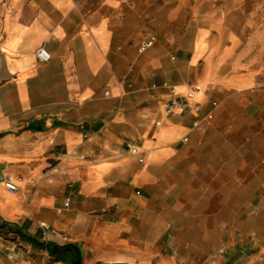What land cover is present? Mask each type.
I'll return each mask as SVG.
<instances>
[{
    "label": "crops",
    "instance_id": "obj_1",
    "mask_svg": "<svg viewBox=\"0 0 264 264\" xmlns=\"http://www.w3.org/2000/svg\"><path fill=\"white\" fill-rule=\"evenodd\" d=\"M0 5V264H71L77 250L83 264L211 259L260 232L264 13L254 4ZM196 86L185 110L168 112Z\"/></svg>",
    "mask_w": 264,
    "mask_h": 264
},
{
    "label": "rangeland",
    "instance_id": "obj_2",
    "mask_svg": "<svg viewBox=\"0 0 264 264\" xmlns=\"http://www.w3.org/2000/svg\"><path fill=\"white\" fill-rule=\"evenodd\" d=\"M247 1L254 4L260 10V14L264 13V0ZM259 225L260 232L258 234L250 235L249 238L235 240L228 247H224L220 251L215 252L211 259L187 257V252H185V258L181 259L174 258L172 252H162V256L159 255L156 257L157 259L155 258L149 264H264V216H261ZM161 243L164 246L167 245L168 239L166 237L163 238Z\"/></svg>",
    "mask_w": 264,
    "mask_h": 264
},
{
    "label": "built area",
    "instance_id": "obj_3",
    "mask_svg": "<svg viewBox=\"0 0 264 264\" xmlns=\"http://www.w3.org/2000/svg\"><path fill=\"white\" fill-rule=\"evenodd\" d=\"M1 10H2V6L0 5V13H1ZM155 40H156V37L154 35L144 39L141 43V46H140L141 50H146L147 48L151 47L155 43ZM37 54L41 60H49L51 58V54L43 47L37 51ZM201 91H202V87L196 86L194 88V90L190 91L187 95L173 99L168 106V112H174V109L176 107H179L181 110H185V108L188 105L189 98H192L194 96V93L201 92ZM157 124H161V121H158ZM195 125L199 126V123L196 122ZM185 140H187V138H185ZM129 148L132 151V153H134V154H140V152H141L138 145H136L133 142L129 143ZM143 160H144V158H141V161H143ZM7 185L12 190L17 189V184L13 181L11 176H9V181H8ZM69 201H70V199H68V203H69ZM42 228L44 231L45 238H48L49 233L51 232L50 226L48 224H42Z\"/></svg>",
    "mask_w": 264,
    "mask_h": 264
},
{
    "label": "trees",
    "instance_id": "obj_4",
    "mask_svg": "<svg viewBox=\"0 0 264 264\" xmlns=\"http://www.w3.org/2000/svg\"><path fill=\"white\" fill-rule=\"evenodd\" d=\"M72 248H73L72 246H69L67 249L72 250ZM71 264H83L80 251L77 250L75 252V255L73 252V255L71 256Z\"/></svg>",
    "mask_w": 264,
    "mask_h": 264
}]
</instances>
